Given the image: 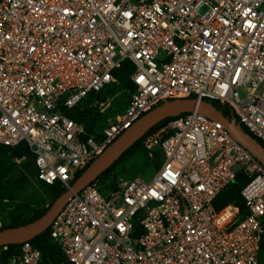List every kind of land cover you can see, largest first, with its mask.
<instances>
[{"label":"built area","instance_id":"obj_1","mask_svg":"<svg viewBox=\"0 0 264 264\" xmlns=\"http://www.w3.org/2000/svg\"><path fill=\"white\" fill-rule=\"evenodd\" d=\"M126 60L125 107L105 124L72 114ZM186 96L226 103L264 145V0H0V143H25L39 180L69 186L138 117ZM140 148L159 164L150 179L98 175L48 226L54 256L27 239L0 244V264H260L264 165L222 121L187 111ZM239 173L243 206H217Z\"/></svg>","mask_w":264,"mask_h":264},{"label":"rangeland","instance_id":"obj_2","mask_svg":"<svg viewBox=\"0 0 264 264\" xmlns=\"http://www.w3.org/2000/svg\"><path fill=\"white\" fill-rule=\"evenodd\" d=\"M127 82V79L115 78L103 90L87 96L79 113L81 120L105 124L112 119L126 105L130 94ZM157 167L159 164L150 162L144 149L132 148L112 170L124 177L139 175L150 179ZM35 170L29 155L14 157L0 149V228L31 219L65 190L39 180ZM260 259L264 262V248L260 251Z\"/></svg>","mask_w":264,"mask_h":264},{"label":"water","instance_id":"obj_3","mask_svg":"<svg viewBox=\"0 0 264 264\" xmlns=\"http://www.w3.org/2000/svg\"><path fill=\"white\" fill-rule=\"evenodd\" d=\"M187 111H198L224 123L230 133L264 165V145L237 121L224 115L212 101L196 96L178 97L158 104L140 117L115 138L66 187L39 217L18 225L0 228V244L20 243L31 239L48 228L53 218L63 208L69 196L94 180L114 164L123 153L158 122Z\"/></svg>","mask_w":264,"mask_h":264},{"label":"trees","instance_id":"obj_4","mask_svg":"<svg viewBox=\"0 0 264 264\" xmlns=\"http://www.w3.org/2000/svg\"><path fill=\"white\" fill-rule=\"evenodd\" d=\"M132 70H133V63L131 62V60H126L122 64L121 67L117 68L114 71V74H113V79H115V78H118L119 79L120 78V79H123V80H126V79L129 80V83L128 82L127 83L129 84L130 92L133 89L136 88L135 83L132 81V79L130 77V74H131ZM90 94H92V93H90ZM208 100H210L213 103H215L217 105L218 109L224 115L231 116V108L229 107V105H227L226 103L217 102V101L212 100V99H208ZM81 111L82 110H75L74 109L72 111V114H74L76 117H78L79 119H81L80 118V114H79V113H81ZM183 113H185V112H183ZM175 116H170V117H168V118H166V119L158 122L152 128H150L147 132L153 131V130L159 128L160 126H162L164 123H166L167 121H169L170 119H172ZM243 127H244V129H246L247 131H249L247 127H245V126H243ZM142 138H143V136L140 137L138 140H136V142L129 149H127L123 153V155L114 164H112L109 168H107L105 171H103L100 175L110 174V173L114 172L112 170V167L118 161H120L126 154H129L131 152L132 148H139L140 149ZM0 149H2L3 151L7 152L8 154H10V155H12L14 157H21L22 155L27 154V155H29L32 158V160L34 162L35 154L25 144L18 145V146H15V147H11V146L4 145V144H1L0 143ZM34 165H35V162H34ZM35 167H36V165H35ZM35 175L37 177V168L35 170ZM245 181H246V176H244L242 173L237 174L236 178L231 183H229L227 186H225L219 192L218 196L215 199V204L217 206H222L225 203L234 202V203H236L238 205L243 206V201H242V197H241V194H240V188L245 183ZM53 183H54V185H59V186H62L63 188L66 189V186L63 185L62 182H60V181H55ZM53 200L50 202V204L53 202ZM49 205L46 206L45 208H43L40 212H38L31 219L22 221L21 223H25V222L31 221V220L39 217L41 214H43L47 210V208L49 207ZM21 223H17L15 225H18V224H21ZM10 226H13V225H10ZM31 241L41 249V251H42V253H43V255H44L45 258L46 257H49V256H54V254H55V252L57 250L56 249L57 248L56 245L51 241V239L49 237V228H47L46 230H44L40 234L36 235L35 237L31 238ZM9 246H10V250H14L18 246V244L10 243ZM262 248H264V241L262 243ZM260 262L262 264H264V262L261 261V259H260Z\"/></svg>","mask_w":264,"mask_h":264},{"label":"crops","instance_id":"obj_5","mask_svg":"<svg viewBox=\"0 0 264 264\" xmlns=\"http://www.w3.org/2000/svg\"><path fill=\"white\" fill-rule=\"evenodd\" d=\"M263 241H264V235H263V238H262V241H261L260 251L262 250V243H263ZM260 251H259V263L262 264V263L260 262Z\"/></svg>","mask_w":264,"mask_h":264},{"label":"snow or ice","instance_id":"obj_6","mask_svg":"<svg viewBox=\"0 0 264 264\" xmlns=\"http://www.w3.org/2000/svg\"><path fill=\"white\" fill-rule=\"evenodd\" d=\"M140 79H143V77H140ZM201 187H203V186H201Z\"/></svg>","mask_w":264,"mask_h":264}]
</instances>
